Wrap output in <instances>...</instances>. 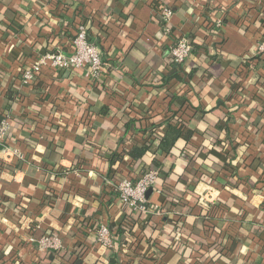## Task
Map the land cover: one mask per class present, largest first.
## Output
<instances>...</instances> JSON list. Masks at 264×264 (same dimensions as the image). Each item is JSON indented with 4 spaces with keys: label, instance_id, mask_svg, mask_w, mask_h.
<instances>
[{
    "label": "crops",
    "instance_id": "crops-1",
    "mask_svg": "<svg viewBox=\"0 0 264 264\" xmlns=\"http://www.w3.org/2000/svg\"><path fill=\"white\" fill-rule=\"evenodd\" d=\"M163 7L174 12L170 34ZM79 24L101 51L102 76L48 62L25 83L23 70L42 55L72 51ZM182 35L194 46L183 80L165 82ZM263 35L264 0H0V116L10 123L0 145V264H264ZM171 117L194 134L161 159L143 213L156 241L137 228L131 247L117 231L132 209L105 194L115 182L107 155L149 140L153 124L164 132ZM118 171L142 174L127 155ZM179 197L191 212L171 202ZM179 214L187 228L172 237L165 220ZM101 224H114L112 248L98 242ZM47 234L61 235L62 247L42 248Z\"/></svg>",
    "mask_w": 264,
    "mask_h": 264
},
{
    "label": "built area",
    "instance_id": "built-area-1",
    "mask_svg": "<svg viewBox=\"0 0 264 264\" xmlns=\"http://www.w3.org/2000/svg\"><path fill=\"white\" fill-rule=\"evenodd\" d=\"M173 10L170 7H163L162 28L165 34L171 33V19L173 17ZM217 26L221 27V22H217ZM212 27V26H207ZM73 49L70 53H65L61 50L49 52L42 55L37 62L23 70L22 79L25 83H32L42 67L48 62L58 69L71 68H89L91 75L95 79H99L103 74L104 60L99 47L93 43L89 38L88 29L85 25L79 24L76 34L72 41ZM194 46L187 35L180 36L173 42L170 47V55L175 63H185L191 56ZM257 54L264 55V35L257 43ZM9 119H3L0 122V145L9 131ZM160 177L158 169H148L144 171L137 178H123L114 182L111 186L116 190V198L122 204L128 205L134 211L147 213L151 211L149 205L150 201L147 197V192L153 188ZM113 232L109 229L107 224H101L97 229L98 242L107 248L114 246ZM39 245L47 250H58L62 247V238L59 234L44 235Z\"/></svg>",
    "mask_w": 264,
    "mask_h": 264
},
{
    "label": "trees",
    "instance_id": "trees-1",
    "mask_svg": "<svg viewBox=\"0 0 264 264\" xmlns=\"http://www.w3.org/2000/svg\"><path fill=\"white\" fill-rule=\"evenodd\" d=\"M210 26V25H209ZM193 36V35H192ZM180 37V36H179ZM178 37V38H179ZM191 37V36H190ZM176 38L175 40H177ZM168 64L166 65L167 69L170 66L169 73L165 77V82H169L173 78H178L180 80H183V78L179 75V70H181V67L183 63H175L173 61L172 56L170 55L168 57ZM0 116V122L3 120ZM165 125L167 126L166 130L164 132H160L159 128L161 125L159 124H153L151 125V128L149 130L151 138L149 140H145L144 142L140 144H134L130 149L126 150L124 149L123 152H118L117 150L109 153L107 155L108 163H109V177L113 178L115 183L118 180H121V176L118 171V166L124 159V156L127 155L131 159L132 163L135 166L137 164L141 163L142 165L147 163L148 161H151L153 163V169H158L161 167L162 163V157H168L171 155V152L175 148V145L179 140H185L186 142L190 143V140L194 134L193 130L189 128L187 122L183 120L182 118H170L165 121ZM145 131V130H144ZM143 132V131H142ZM151 139V140H150ZM208 139V138H206ZM158 141L157 144H155V141ZM210 142L212 140L210 139ZM210 144V143H209ZM209 144L204 142L203 146L207 147ZM214 148V147H212ZM194 152H189L192 159H195L194 154H191ZM210 160V159H208ZM209 162V161H208ZM208 162H204L205 165L197 164L196 169L197 171L201 172L202 178H205V180L209 181L213 179L214 170H211L209 168H205L204 166H208ZM204 165V166H202ZM200 168H203L202 171ZM142 172H137L138 174H141L144 172L143 168H141ZM160 172V171H159ZM120 179H117L119 178ZM139 177V176H137ZM135 177V178H137ZM181 177V176H180ZM134 178V179H135ZM160 178V177H159ZM180 179L177 177L176 180ZM159 180V179H158ZM158 182V181H157ZM157 184V183H156ZM155 184V185H156ZM116 195V190L112 186H107L105 189V194H113ZM172 203L177 205L179 209L189 208L191 212V206L188 204V202H185L182 200L181 197L177 199H172ZM150 209H152L151 204L149 205ZM187 211V210H186ZM189 212V213H190ZM183 216L182 214L176 215L172 218L167 217L165 222H168L171 224L173 228L172 237L175 236L176 232L183 233L186 230V222L187 218ZM114 224H109L108 227L112 231ZM147 223L143 221V213L140 211H134L131 210L127 212V216L125 217L124 223L118 227V234L124 236V243L126 245H131V247H134V244L136 241H141V239L136 234L137 228L140 229V232L144 237H146L147 241L149 243H153L156 241V238H153V233L149 231V228H147ZM206 227L208 224L205 225ZM99 227V226H98ZM212 228V227H211ZM98 229V228H97ZM96 229V231H97ZM178 229V230H177ZM61 236V235H60ZM123 238V237H122ZM133 249V248H132ZM202 255L205 254L204 251L201 252ZM215 254H218V248H215Z\"/></svg>",
    "mask_w": 264,
    "mask_h": 264
},
{
    "label": "water",
    "instance_id": "water-1",
    "mask_svg": "<svg viewBox=\"0 0 264 264\" xmlns=\"http://www.w3.org/2000/svg\"><path fill=\"white\" fill-rule=\"evenodd\" d=\"M152 191H153V188H150V189L148 190V192H147V197H149V195L152 193Z\"/></svg>",
    "mask_w": 264,
    "mask_h": 264
}]
</instances>
